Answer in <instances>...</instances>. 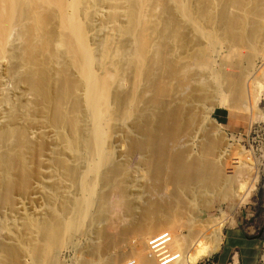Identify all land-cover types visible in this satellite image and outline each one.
I'll return each mask as SVG.
<instances>
[{"label": "bare ground", "instance_id": "bare-ground-1", "mask_svg": "<svg viewBox=\"0 0 264 264\" xmlns=\"http://www.w3.org/2000/svg\"><path fill=\"white\" fill-rule=\"evenodd\" d=\"M263 90L264 0H0V264H48L92 229L102 241L82 264H95L113 245L97 229L113 194L128 218L118 238L135 242L102 264H161L167 243L169 264L210 259L225 219L203 220L189 240L173 208L138 206L131 188L172 185L171 204H183V192L224 183L226 200L246 203L251 162L225 169L219 133L191 160L183 139L196 131L193 103L252 117ZM133 155L139 181L117 160ZM31 191L47 201L38 217L22 200Z\"/></svg>", "mask_w": 264, "mask_h": 264}, {"label": "rangeland", "instance_id": "rangeland-1", "mask_svg": "<svg viewBox=\"0 0 264 264\" xmlns=\"http://www.w3.org/2000/svg\"><path fill=\"white\" fill-rule=\"evenodd\" d=\"M193 108L198 117V122L195 123L196 131L190 139H183V143L187 140V143L185 142L183 145H189V158L194 160L199 157L201 146L206 137L219 133L223 147L227 151L226 165L223 166L225 169H227V164L233 166L239 157L240 160L243 158L242 161L245 163L247 161L251 162L252 169L249 174H253L255 179L252 182L253 188L251 187L248 191L250 194L246 203L237 198L226 200L223 192L224 183L219 187L195 186L196 190H193L195 195L192 197L188 196L189 193L183 192V204H171L172 201L174 202L171 194L175 191L172 185H168L167 188L162 190H152V192H147L141 188H131L133 193L135 191V195L133 194L134 202L138 206H142L150 200L159 201L165 205V208H173L172 210L176 211L179 214V218L185 223L182 234L188 237L189 240L192 238V236H189L191 235V230L194 227L198 229L196 226L203 223V220L225 219L223 243L220 250L213 257L202 261L200 264H264L262 261L264 256V90L261 91L260 102L252 117L248 114H234L217 104L205 106L202 101L197 104L193 103ZM208 119L212 121L210 122ZM44 130L46 128L41 129V131ZM117 160L127 162L129 178L139 181L141 177L140 180H142L146 170L141 163L140 156L133 155L129 159L118 157ZM228 169L231 171L232 167ZM41 170L48 173L49 168L43 165ZM253 176L251 178H254ZM43 180L48 185L51 184L53 179L46 177ZM36 181L34 180V182ZM216 188L219 189L217 190ZM113 195L110 198L109 206H107L108 209H106V215H108L106 216V223L104 221H98V225L96 223L97 229L105 231L109 237L114 239L113 245L109 251L104 249L99 251L95 264H102L111 254L118 251V249L124 248L125 245H129L132 239L135 240L134 236L125 240L118 238L125 220L128 218L122 208L116 205L119 197L115 194ZM221 196L224 197L221 198ZM22 200L25 202L27 212L37 217L40 216L37 211L47 203L42 195L36 192L32 193V191L30 195L27 194ZM45 201L46 203H43ZM178 205L179 207H177ZM6 211H8L9 216H11V213L16 216V219H19L18 211L14 213L8 208H3V212L6 213ZM93 230L90 231L91 233L78 236L72 243L61 250H57L48 264H82L84 256L88 252V245L102 241V238H98L95 234L97 230L95 232ZM132 251L134 252V249ZM236 256L237 262L235 261Z\"/></svg>", "mask_w": 264, "mask_h": 264}, {"label": "built area", "instance_id": "built-area-1", "mask_svg": "<svg viewBox=\"0 0 264 264\" xmlns=\"http://www.w3.org/2000/svg\"><path fill=\"white\" fill-rule=\"evenodd\" d=\"M168 235H167V233H165V234H163V235H160V236H158L157 238H155V239H152L150 242H149V247H150V250L152 251V252H154L153 250H158L159 248H161V247H163L162 245L165 243V242H163V239L165 238V237H167ZM158 241H160V243L155 247V245H154V243H156V242H158ZM168 244V243H167ZM167 244H166V249L164 250V251H162L161 253H159L158 255H159V260L161 261V264H169V263H171V261H172V259H168V260H164L166 257H168L170 254H169V251L171 250V249H168L167 248ZM165 254V255H164ZM136 262V260H126V261H122L120 264H131V262Z\"/></svg>", "mask_w": 264, "mask_h": 264}]
</instances>
